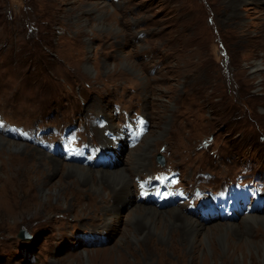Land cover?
Wrapping results in <instances>:
<instances>
[{
	"label": "rangeland",
	"instance_id": "1",
	"mask_svg": "<svg viewBox=\"0 0 264 264\" xmlns=\"http://www.w3.org/2000/svg\"><path fill=\"white\" fill-rule=\"evenodd\" d=\"M255 3L0 0V115L30 133L12 138L0 123V264H264L262 251L248 246L226 260L206 250L208 262L154 242L130 249L132 236H123L130 204H120L106 230L114 218L104 216L99 200L62 195L59 180L71 162L92 171L120 167L118 158L106 161L101 137L125 130L123 158L140 143L158 155L148 173L132 175L138 201L179 206L204 225L223 226L211 230L218 244L241 241L242 218L264 214V5ZM94 143L97 160L67 161L62 152ZM24 145L45 159L56 155L60 172L39 173L48 166L20 153ZM161 176L166 183L156 197H143L144 179ZM248 182L260 191L235 194L232 187ZM78 185L70 181L73 190ZM221 188L224 204L206 199ZM243 194L249 203H240ZM203 203L236 214L208 216ZM257 237L264 239V227Z\"/></svg>",
	"mask_w": 264,
	"mask_h": 264
},
{
	"label": "bare ground",
	"instance_id": "2",
	"mask_svg": "<svg viewBox=\"0 0 264 264\" xmlns=\"http://www.w3.org/2000/svg\"><path fill=\"white\" fill-rule=\"evenodd\" d=\"M251 1H255V4L264 5V0ZM235 3L237 6H241L243 0H235ZM91 107L94 108V106ZM95 112L96 111H94V113ZM108 132L109 133H106L107 135L105 134L101 137L103 149L107 151L108 155L113 154V161H116L115 159L118 158L117 163L121 164V166L115 168L108 165L104 166V169H96L95 171H92L90 170V167L76 165L71 162L69 163L68 168L63 170L61 179H59L60 184L63 185L61 194L67 195L70 191H73L77 196L76 199H79L81 195L84 196L86 193L94 195L95 199L99 200V206L102 208L104 216L114 218L104 223V229L106 230L112 228L116 223L115 216H119L121 208L120 204H130L131 207L128 213V218L123 228L124 237L127 238L128 236H132V239H129L126 242L128 248L133 249L135 243L149 245L151 242H154L156 245L165 249H174L177 247L180 250L186 251L190 255L202 253L207 262L209 260L206 250L220 254V260H226L232 251H235L242 246H248L249 251L253 247L257 253L262 251L264 254V239L258 238L259 236L257 237L258 229L264 227V214L250 213L242 218L243 229L242 231L240 230L241 234L239 235L241 241L236 242V237L234 242L231 241L232 243L223 241L218 244L215 241V236L217 234L214 235V232L211 230L216 229V231L219 232L223 226L220 227L216 224L214 227H211V223H209V226L204 225L198 218L188 215L179 206H174L169 209H158L155 206L145 203L142 204V202L138 201L134 194V181L132 175L138 173L143 174L144 171H147L148 173V170L150 171L153 168L155 164L152 157H156L157 155L156 148H153L151 145L144 148L140 143L134 147H130L132 149L126 155L125 160V158H123V148L125 147L123 141H125L124 137L127 136L125 130L113 127L110 128ZM4 142L5 140L0 136V144ZM41 151L42 150L38 147L32 146V148L29 149L26 145L20 147L19 150L20 153H26L27 155L37 154V156H39V153H42ZM39 157L41 165L48 166V171L38 169L39 173L46 172L47 175L56 174L62 169L61 166L63 162L56 155H48L47 159H45V156L43 155H40ZM69 180L73 184L77 182L79 184L78 188L73 190L70 186ZM146 183L147 186H144L143 188L149 189L148 184L150 181L148 180V182H146L144 179V184ZM50 188L43 192V195L46 198L51 197L52 188ZM137 201L138 203H136ZM66 209L72 210L73 206L68 205L66 206ZM135 214L139 215L141 218L138 223H134L132 220ZM234 227L239 226H230V228ZM119 253L121 257L128 258L126 253L121 250H119ZM238 256L240 257V255Z\"/></svg>",
	"mask_w": 264,
	"mask_h": 264
},
{
	"label": "water",
	"instance_id": "3",
	"mask_svg": "<svg viewBox=\"0 0 264 264\" xmlns=\"http://www.w3.org/2000/svg\"><path fill=\"white\" fill-rule=\"evenodd\" d=\"M161 163H163V159H160ZM27 235V234H26Z\"/></svg>",
	"mask_w": 264,
	"mask_h": 264
},
{
	"label": "trees",
	"instance_id": "4",
	"mask_svg": "<svg viewBox=\"0 0 264 264\" xmlns=\"http://www.w3.org/2000/svg\"><path fill=\"white\" fill-rule=\"evenodd\" d=\"M45 58H46V56H45Z\"/></svg>",
	"mask_w": 264,
	"mask_h": 264
}]
</instances>
